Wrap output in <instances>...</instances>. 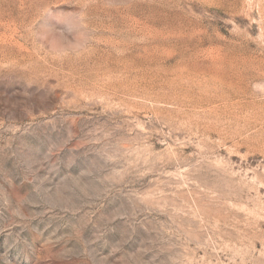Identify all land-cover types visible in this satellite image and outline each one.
Listing matches in <instances>:
<instances>
[{
	"label": "rangeland",
	"instance_id": "1",
	"mask_svg": "<svg viewBox=\"0 0 264 264\" xmlns=\"http://www.w3.org/2000/svg\"><path fill=\"white\" fill-rule=\"evenodd\" d=\"M0 264H264V0H0Z\"/></svg>",
	"mask_w": 264,
	"mask_h": 264
},
{
	"label": "bare ground",
	"instance_id": "2",
	"mask_svg": "<svg viewBox=\"0 0 264 264\" xmlns=\"http://www.w3.org/2000/svg\"><path fill=\"white\" fill-rule=\"evenodd\" d=\"M214 69V68H213ZM211 71V70H210ZM224 71V70H223ZM214 72V71H213ZM212 72V73H213ZM224 73V72H223ZM222 73V74H223ZM192 74V73H191ZM201 74V73H200ZM202 74H203V72H202ZM205 74V73H204ZM221 74V75H222ZM225 74V73H224ZM199 75V73L197 74V76ZM196 76V75H195ZM205 76V75H204ZM214 76H216V75H214ZM223 76V75H222ZM179 77V76H178ZM192 77V76H191ZM194 77V76H193ZM180 78V77H179ZM217 78V77H216ZM220 78V77H219ZM227 78V77H226ZM190 79V78H189ZM211 79V78H210ZM221 79V78H220ZM219 79V80H220ZM193 80V79H192ZM191 80V81H192ZM203 80V79H202ZM206 80H207V78H206ZM200 81V80H199ZM221 81V80H220ZM167 82V81H166ZM190 82V81H189ZM195 82V81H194ZM194 82H193V84H194ZM231 82V81H230ZM196 83V82H195ZM199 83V82H198ZM209 83V82H208ZM223 83H225V82H223ZM222 83V84H223ZM168 84V82L166 83V85ZM185 84V83H184ZM192 84V83H191ZM205 84V83H204ZM202 85H203V83H202ZM206 85V84H205ZM174 86H175V84H174ZM170 86L169 87V91L171 90L172 92H173V95L171 96V97H168V96H158L157 98H158V101H161V102H164V103H168V104H172V105H174L176 108H177V110L178 111H182V110H186V107L187 108H190L189 110H195L196 109V102H194L193 101V99H191V100H189L187 97L185 98L184 97V99H182V100H179V93L180 92H177V91H175V90H181V88L183 87V86H181V85H179V86ZM188 86H191V85H188ZM199 86V85H198ZM213 86V85H212ZM224 86V84L222 85V87ZM228 86H229V84H228ZM231 86L233 87V85L231 84ZM162 87H163V85H162ZM219 87V86H218ZM161 88V87H160ZM195 88V87H194ZM201 88V87H200ZM202 88H204V87H202ZM210 88H211V84H210ZM209 88V89H210ZM217 88V87H216ZM215 88V89H216ZM231 88V87H230ZM188 89V88H187ZM212 89H214V88H212ZM229 89V88H228ZM162 90V89H161ZM200 90V89H199ZM230 90H232V89H230ZM234 90V89H233ZM215 91V90H214ZM223 91V90H222ZM221 91V92H222ZM199 92V91H198ZM216 92H218L217 90H216ZM229 92V91H228ZM201 93H202V90H201ZM205 93H206V91H205ZM187 93H184L183 94V96H188V95H186ZM190 94V93H189ZM193 94V93H192ZM218 94V93H217ZM200 95V94H199ZM208 95V94H207ZM213 95H215V94H213ZM210 96V95H209ZM162 97V98H161ZM196 97V96H195ZM214 97V96H213ZM216 97V96H215ZM161 98V99H160ZM185 99H188L187 101H185ZM208 99V98H207ZM230 99V98H229ZM184 100V101H183ZM216 100H218L217 98H216ZM203 101V100H202ZM208 101V100H207ZM211 101V100H210ZM186 102V103H185ZM205 103V102H204ZM209 103V102H208ZM206 104V103H205ZM201 105H202V103H201ZM208 105V104H207ZM213 105V104H212ZM204 106V105H203ZM202 106V107H203ZM212 107V106H211ZM206 108V107H205ZM202 109V108H201ZM216 114V113H215ZM207 116H208V114H207ZM212 116V115H211ZM209 117V116H208ZM213 117V116H212ZM209 127V126H208ZM206 128V127H205ZM209 129V128H208Z\"/></svg>",
	"mask_w": 264,
	"mask_h": 264
}]
</instances>
